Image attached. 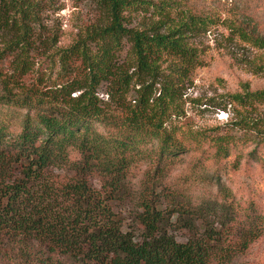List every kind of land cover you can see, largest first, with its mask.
Here are the masks:
<instances>
[{"label":"trees","instance_id":"16d2710c","mask_svg":"<svg viewBox=\"0 0 264 264\" xmlns=\"http://www.w3.org/2000/svg\"><path fill=\"white\" fill-rule=\"evenodd\" d=\"M27 1L0 0V39L13 34L9 45L22 57L14 74L29 63L35 15ZM96 2L109 24L90 38L94 53L77 52L78 78L41 88L0 78V264H227L230 244L244 251L264 234V215L254 201L235 208L225 192L220 201L185 197L167 175L206 142L213 152L198 162L220 164L241 148L237 160L264 164V118L242 116L238 135L182 123L184 84L204 65L188 38L208 32L213 18L174 17L177 0ZM138 12L150 14L147 30L124 26ZM225 26L264 54V34L240 14ZM124 42L128 67L118 62ZM229 99L245 109L264 102V89ZM11 110L21 114L15 131L2 116Z\"/></svg>","mask_w":264,"mask_h":264},{"label":"rangeland","instance_id":"374dc122","mask_svg":"<svg viewBox=\"0 0 264 264\" xmlns=\"http://www.w3.org/2000/svg\"><path fill=\"white\" fill-rule=\"evenodd\" d=\"M177 1L174 17L178 18L187 10L191 14L211 17L214 22L205 34L188 38V43L197 50L204 65L194 70L184 84L182 101L185 118L182 123L193 132L207 129L211 136L227 133L238 135L242 132L236 130L234 122L242 116L264 118V102L244 109L238 104H230L229 96L264 89V71L259 70L264 54L231 35L225 21L230 20L232 13H238L241 19L264 34V0ZM27 2L32 6L35 21L30 23L33 33L26 51L29 62L24 69L26 72L17 70L14 74L16 62H21L22 57L17 46L9 45L10 40L15 39L13 34H7L5 39H0V78L11 76L10 79L17 84L28 88H41L46 84L60 85L78 78L82 61L81 54L77 52H81L86 46V49L94 53L95 48L90 38L109 24L103 10L96 0ZM126 17L124 26L137 30H147L152 20L149 13L142 12L126 14ZM123 47L118 62L128 67L125 58L129 44L124 42ZM128 71L130 74L133 70ZM132 85L131 98L139 88L137 84ZM104 91L105 86H102L98 96L106 101ZM2 116L9 123L10 129L17 130L21 114L11 110L3 112ZM209 146L210 143L206 142L200 150L185 155L174 163L167 175L166 184L170 189L177 188L185 197L192 199L211 196V199L220 201L224 196L223 192L228 196L233 194L225 200H234L232 204L235 208L236 204L244 208L254 201L256 212L264 215V164L243 157L237 160L241 152H247L241 151V148L234 150L220 164L213 159L198 162L208 150L213 152V148L209 149ZM260 156L264 161V152ZM138 168L137 172L141 175L145 170L144 166L140 164ZM92 186L99 190V181L93 180ZM184 236L183 233L178 240H183ZM228 251L230 258L227 264H264V234L247 250L240 251L238 245L232 243ZM25 262L23 259L22 263Z\"/></svg>","mask_w":264,"mask_h":264}]
</instances>
